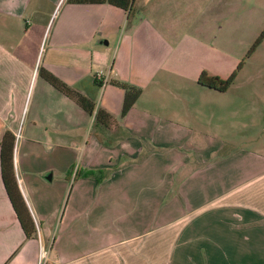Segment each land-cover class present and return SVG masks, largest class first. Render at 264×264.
<instances>
[{
    "label": "crops",
    "instance_id": "obj_1",
    "mask_svg": "<svg viewBox=\"0 0 264 264\" xmlns=\"http://www.w3.org/2000/svg\"><path fill=\"white\" fill-rule=\"evenodd\" d=\"M132 5L0 0V138L38 222L27 238L0 167V264H38L40 242L45 264H264V140L229 139L248 100L198 83L225 77L199 20L215 1ZM113 80L141 88L125 115Z\"/></svg>",
    "mask_w": 264,
    "mask_h": 264
},
{
    "label": "rangeland",
    "instance_id": "obj_2",
    "mask_svg": "<svg viewBox=\"0 0 264 264\" xmlns=\"http://www.w3.org/2000/svg\"><path fill=\"white\" fill-rule=\"evenodd\" d=\"M214 1L216 10L212 11L210 7V12L201 14L199 20L211 22L214 27L212 44L216 49L226 51L223 78L235 73L229 94L249 102L248 116L244 120L248 127L243 133L238 126L231 128L228 138L240 143L246 136H249V143L253 141L252 137L253 143L259 136L264 140V112L255 110V106L264 102V0ZM218 61L215 60V64Z\"/></svg>",
    "mask_w": 264,
    "mask_h": 264
},
{
    "label": "trees",
    "instance_id": "obj_3",
    "mask_svg": "<svg viewBox=\"0 0 264 264\" xmlns=\"http://www.w3.org/2000/svg\"><path fill=\"white\" fill-rule=\"evenodd\" d=\"M88 1V0H81ZM97 2H108L110 4L119 6L128 11V17L134 16V8L132 5V0H89ZM259 42V40L257 41ZM45 79L51 83L54 87L59 89L65 95L73 98L81 107H83L88 112L93 111V104L83 95L74 91L71 87L61 81L59 78L50 73H44ZM235 73L231 74L227 78H222L218 75L209 74L206 71H202L198 77V83L215 89L217 91H226L231 83L233 82ZM124 90L123 103L121 108V115H125L130 107L137 100L141 94V88L134 86L132 84L123 81H112ZM102 110L97 111L98 113ZM15 137L14 135L6 131L2 134L0 138V167H1V177L3 184L12 207L17 215L19 223L24 231L25 236L33 237L36 236V227L33 222L30 211L27 204L23 198V195L19 189L17 179L14 171L13 164V148H14Z\"/></svg>",
    "mask_w": 264,
    "mask_h": 264
},
{
    "label": "built area",
    "instance_id": "obj_4",
    "mask_svg": "<svg viewBox=\"0 0 264 264\" xmlns=\"http://www.w3.org/2000/svg\"><path fill=\"white\" fill-rule=\"evenodd\" d=\"M98 78L101 79L100 76ZM32 219H33V222L35 224L36 231H37V229H38V222H37V220H35V218L32 217ZM46 259H47L46 246H45L44 243L40 242V256H39V262H38V264H45Z\"/></svg>",
    "mask_w": 264,
    "mask_h": 264
}]
</instances>
